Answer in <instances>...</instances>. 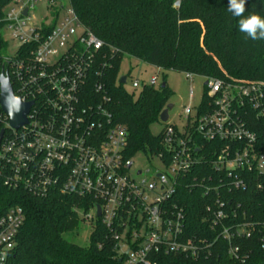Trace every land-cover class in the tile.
<instances>
[{
    "label": "built area",
    "instance_id": "obj_1",
    "mask_svg": "<svg viewBox=\"0 0 264 264\" xmlns=\"http://www.w3.org/2000/svg\"><path fill=\"white\" fill-rule=\"evenodd\" d=\"M39 2L53 9L50 25L47 17L33 23ZM62 2L0 0V78H8L15 99L33 104L27 123L16 129L0 103V183L37 196L57 191L89 199V209L78 210L82 220L105 226L127 264H155L156 254L199 258L210 252L213 243L185 238L184 211L171 203L180 179L207 162L213 174L194 179L193 187L216 192L206 218L216 240L242 263L250 256L244 240L257 239L264 251V219L249 220L243 204L224 194L252 183L264 187V82L206 79L205 113L197 109L192 119L185 108L186 126L168 124L160 133L163 151L149 156L161 168L133 171L128 130L110 111L101 73L92 74L104 43L70 0L67 10ZM132 86L159 88L157 77ZM1 94L0 84V100ZM199 139L219 142L210 163ZM24 222L20 207L0 217V264H8Z\"/></svg>",
    "mask_w": 264,
    "mask_h": 264
},
{
    "label": "trees",
    "instance_id": "obj_2",
    "mask_svg": "<svg viewBox=\"0 0 264 264\" xmlns=\"http://www.w3.org/2000/svg\"><path fill=\"white\" fill-rule=\"evenodd\" d=\"M176 2L70 0L80 21L104 43L92 74L101 73L110 111L128 130V158L163 151L161 134L153 135L151 126L170 104L172 93L166 83L163 88L145 86L138 96L127 91L119 83L126 55L164 71L227 82H264V41H252L239 32L240 18L227 11L229 0H179V7H175ZM245 7L244 16L258 13L264 17V0H246ZM207 104L205 87L198 114L205 113ZM199 142L206 149L205 161L210 163L214 158L210 150L219 142ZM213 172L207 162L194 167L180 179L171 199L184 211L185 238L213 243L210 252L199 258L156 254L152 258L155 264H264V251L257 239L244 240L250 256L243 263L231 259L226 243L216 240V231L206 221L207 206L216 192L209 194L199 186L193 187L194 179L207 178ZM224 194L243 204L249 220L264 219V187L257 189L252 183L244 191ZM88 202L57 191L37 196L0 183V217L12 207L22 208L25 214L8 264H127L126 257L116 251L110 231L100 223L92 225L87 246L67 238L79 229L82 219L78 210L87 211Z\"/></svg>",
    "mask_w": 264,
    "mask_h": 264
},
{
    "label": "rangeland",
    "instance_id": "obj_3",
    "mask_svg": "<svg viewBox=\"0 0 264 264\" xmlns=\"http://www.w3.org/2000/svg\"><path fill=\"white\" fill-rule=\"evenodd\" d=\"M62 3L65 6V10H67L69 8V0H63ZM175 7H179V0L175 3ZM52 10L46 2L35 4L32 10L35 21L32 22L40 25L42 21L45 22L44 18L47 17L48 20L46 22L50 25L53 22L51 17ZM61 16L65 17L66 11H62ZM120 74L121 76L128 75V81L123 86L127 91L135 93L136 96H138L140 89L133 88V81H149L152 77H157L158 87L166 83L171 91L170 104L173 105V108L169 111V120L167 123H163L159 118V121L151 126V132L155 136L159 135L168 124L174 125L182 130L187 124L185 108H191L190 117L193 119L198 107L202 103L206 83V79L203 77L192 76L190 78L184 73L164 71L127 55L121 63ZM132 161L134 164L133 171H145L148 169L149 174H153L156 169L161 168L156 160H151L142 153L133 157ZM92 225L93 223L90 221L81 220L79 229L68 234L67 238L74 243L87 246L89 244L90 233L92 232Z\"/></svg>",
    "mask_w": 264,
    "mask_h": 264
},
{
    "label": "water",
    "instance_id": "obj_4",
    "mask_svg": "<svg viewBox=\"0 0 264 264\" xmlns=\"http://www.w3.org/2000/svg\"><path fill=\"white\" fill-rule=\"evenodd\" d=\"M26 13V11L24 12ZM127 76H121L119 83L124 85L126 83ZM1 84V106L6 114H8L11 118V124L14 128L18 129L27 123L26 115L28 114L32 103L29 104H19V110H16V99L13 95L12 86L8 80V78L1 76L0 78ZM207 84V83H205ZM165 87V84H162V88ZM173 108L172 104L167 105V107L160 114V120L163 123H167L169 120V111ZM1 138V135H0ZM99 214V210H98Z\"/></svg>",
    "mask_w": 264,
    "mask_h": 264
},
{
    "label": "clouds",
    "instance_id": "obj_5",
    "mask_svg": "<svg viewBox=\"0 0 264 264\" xmlns=\"http://www.w3.org/2000/svg\"><path fill=\"white\" fill-rule=\"evenodd\" d=\"M246 0H229L227 11L238 20V30L247 39L252 41H264V17L258 13H250L244 16ZM19 98H16V110H19Z\"/></svg>",
    "mask_w": 264,
    "mask_h": 264
}]
</instances>
